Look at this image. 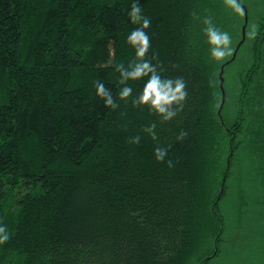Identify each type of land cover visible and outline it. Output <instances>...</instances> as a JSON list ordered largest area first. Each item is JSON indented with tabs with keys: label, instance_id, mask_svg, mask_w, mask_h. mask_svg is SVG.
Listing matches in <instances>:
<instances>
[{
	"label": "trees",
	"instance_id": "1",
	"mask_svg": "<svg viewBox=\"0 0 264 264\" xmlns=\"http://www.w3.org/2000/svg\"><path fill=\"white\" fill-rule=\"evenodd\" d=\"M132 3L0 0V221L12 234L0 264H264V0H240L248 23L220 115L232 55L209 60L202 20L234 52L243 15L224 0H140L149 58L188 93L163 124L95 95L101 80L115 96L114 66L134 57ZM153 123L157 141L141 131Z\"/></svg>",
	"mask_w": 264,
	"mask_h": 264
},
{
	"label": "clouds",
	"instance_id": "2",
	"mask_svg": "<svg viewBox=\"0 0 264 264\" xmlns=\"http://www.w3.org/2000/svg\"><path fill=\"white\" fill-rule=\"evenodd\" d=\"M225 5L231 8L233 12L243 15V5L239 0H224ZM194 17L199 19L195 13ZM127 17L134 27L127 35L125 43L134 50V57L126 65L119 63L114 66L115 71L119 73L116 81V95H113L112 89L107 87L101 80L94 82L95 95L103 102V106L110 110L119 107L118 101L127 103L131 99V106L141 111L147 110L150 116L158 118L160 123L172 121L183 109L184 102L188 93L186 83L182 77L175 79L164 78L159 64L153 63L155 57L149 58L151 48V38L148 29L152 26V20L143 14L140 0H133L130 9L127 11ZM204 25L202 32L205 36V43L208 45L209 60L214 62H223L227 57L232 55V36L228 31H222L218 28L210 16H205L202 20ZM258 35L257 27H253L249 33L251 39ZM142 82V87L134 96V88L131 82ZM141 131L148 135L153 141L158 140L156 134V124L145 126ZM187 135L181 131L177 139H183ZM142 136L140 134L130 137L131 144L139 145ZM168 150L163 147L154 149V156L157 162H165ZM172 166V161H167ZM11 233L8 226L0 221V246L9 243Z\"/></svg>",
	"mask_w": 264,
	"mask_h": 264
},
{
	"label": "water",
	"instance_id": "3",
	"mask_svg": "<svg viewBox=\"0 0 264 264\" xmlns=\"http://www.w3.org/2000/svg\"><path fill=\"white\" fill-rule=\"evenodd\" d=\"M239 2H240V1H239ZM243 8H244V11H243L244 25H243V27H242L241 41L237 44V46H236V48H235V50H234V52H233V54H232L231 60L228 61V62H226V63L221 67V71H220V75H219V78H220L221 98H222L221 106H220V109H219V111H218V114H219V115H220V111H221V109H222V107H223V104H224V101H225V91H224V87H223V85H224V79H223V77H222L223 72H224V67H225L226 65H228L229 63H231V62L235 59L238 50L240 49L241 45L243 44V42H244V40H245V31H246V26H247V23H248V15H247V10H246V8H245L244 6H243Z\"/></svg>",
	"mask_w": 264,
	"mask_h": 264
},
{
	"label": "rangeland",
	"instance_id": "4",
	"mask_svg": "<svg viewBox=\"0 0 264 264\" xmlns=\"http://www.w3.org/2000/svg\"><path fill=\"white\" fill-rule=\"evenodd\" d=\"M239 1H240V0H239ZM247 15H248V14H247ZM243 21H244V18H243ZM243 25H244V22H243ZM243 25H242V27H243ZM242 27H241V34H242ZM240 41H241V40H240ZM240 41H239V42H240ZM239 42H238V43H239ZM237 177H238V176H237ZM236 182H237V181H236ZM238 196H239V195H238ZM238 205H241L240 202L238 203Z\"/></svg>",
	"mask_w": 264,
	"mask_h": 264
}]
</instances>
